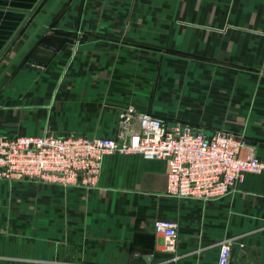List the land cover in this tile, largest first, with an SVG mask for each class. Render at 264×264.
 Wrapping results in <instances>:
<instances>
[{"label":"crops","instance_id":"0c3cea01","mask_svg":"<svg viewBox=\"0 0 264 264\" xmlns=\"http://www.w3.org/2000/svg\"><path fill=\"white\" fill-rule=\"evenodd\" d=\"M56 1L0 0V76L37 33L0 81L24 63L0 100V135L114 137L132 108L224 129L264 160V0H71V29L51 19L62 0L45 21ZM166 173L165 161L113 155L94 190L0 181L13 187L0 190L5 207L86 218L0 226V264H217L224 240L230 264H264V173L214 202L166 196ZM168 219L179 224L171 251L154 232Z\"/></svg>","mask_w":264,"mask_h":264},{"label":"built area","instance_id":"2783aa9c","mask_svg":"<svg viewBox=\"0 0 264 264\" xmlns=\"http://www.w3.org/2000/svg\"><path fill=\"white\" fill-rule=\"evenodd\" d=\"M140 155L167 164L166 196L202 202L217 201L237 190L249 174L264 173L260 159L243 137L224 129L211 136L132 108L121 112L114 137L0 135V181L28 180L45 185L94 190L99 187L104 159ZM179 224L157 220L154 232L174 250ZM243 246V245H241ZM232 241L220 243L217 264H230Z\"/></svg>","mask_w":264,"mask_h":264},{"label":"rangeland","instance_id":"374dc122","mask_svg":"<svg viewBox=\"0 0 264 264\" xmlns=\"http://www.w3.org/2000/svg\"><path fill=\"white\" fill-rule=\"evenodd\" d=\"M71 8H72L71 0H62L59 7L56 9L55 18L54 19L51 18L52 21L57 20V16L60 14L61 17L63 16L61 18L62 28H65V29H67L68 27L70 28L66 16L69 15V13H70L69 11L71 10ZM45 10H47V9H45ZM46 13H47V11H46ZM50 29L52 30V27L48 28V29L46 27V31L50 30ZM72 29H73V27H72ZM80 41H81V39H80ZM64 43H66V42H64ZM64 43H62V47H64L66 45V44L63 45ZM23 66H24V63L18 65V67L12 71L13 74H12V76L9 77L10 79H8V81H3L4 83H2L0 85V100L3 99V96L5 95V91L7 89H10V87H9L11 84L10 81L13 78L18 77V75H15V74L21 73L22 69L21 70H18V69L22 68ZM1 68L4 70L3 67H1ZM3 70H1V71H3ZM116 125H117V121H116ZM44 188L52 189V191H55V192H62L61 190L64 189V188L62 189L60 187H55V186H44ZM2 189L11 192L13 187L9 186L7 188L5 186V188H0V190H2ZM4 190H2V191H4ZM46 206H48V205L46 204ZM0 207L3 208L2 212L0 213V226H12L15 224L20 225V224H24V223L28 224L29 226H37V225L38 226H69L70 224L73 226H78V225L84 226L85 225V219L86 218L83 215L81 216L79 214H76V215H71V216H65V214L62 211H57L58 208H54L57 210H51V209L46 207V208H44L45 210L43 209L44 211H40V213L38 214L35 211L36 209L33 207V205H31V207L28 208L27 212L26 211L24 212L23 210H21L19 206L16 207L17 209H14V208L11 209L10 207H5L0 203ZM69 222H71V223H69Z\"/></svg>","mask_w":264,"mask_h":264},{"label":"water","instance_id":"95a60500","mask_svg":"<svg viewBox=\"0 0 264 264\" xmlns=\"http://www.w3.org/2000/svg\"><path fill=\"white\" fill-rule=\"evenodd\" d=\"M61 0H57L56 3L54 4V6L50 9V11L48 12L45 21L48 19L49 15L53 12V10L56 8V6L59 4ZM44 21V23H45ZM43 23V24H44ZM40 29V28H39ZM39 31V30H38ZM37 34V33H36ZM33 37H35V35ZM32 37V38H33ZM32 38L27 42V44L25 45V47H23V49L17 54V56L13 59V61L10 63V65L8 66V68H6V70L2 73V75L0 76V81L4 78V76L8 73V71L11 69V67L14 65V63L17 61V59L20 57V55L23 53V51L25 50V48L29 45V43L32 41ZM46 47H50L48 45H46ZM31 63L36 64V65H45L43 62H39V61H31Z\"/></svg>","mask_w":264,"mask_h":264},{"label":"trees","instance_id":"16d2710c","mask_svg":"<svg viewBox=\"0 0 264 264\" xmlns=\"http://www.w3.org/2000/svg\"><path fill=\"white\" fill-rule=\"evenodd\" d=\"M62 33H66V32H68V31H61ZM66 39V38H65Z\"/></svg>","mask_w":264,"mask_h":264},{"label":"flooded vegetation","instance_id":"af4514ba","mask_svg":"<svg viewBox=\"0 0 264 264\" xmlns=\"http://www.w3.org/2000/svg\"><path fill=\"white\" fill-rule=\"evenodd\" d=\"M46 23V22H45ZM42 28H40V30H41ZM46 29V28H45ZM46 31V30H45Z\"/></svg>","mask_w":264,"mask_h":264}]
</instances>
